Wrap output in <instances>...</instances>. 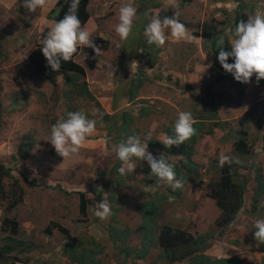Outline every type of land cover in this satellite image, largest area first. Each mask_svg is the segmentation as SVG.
I'll list each match as a JSON object with an SVG mask.
<instances>
[{
	"label": "rangeland",
	"instance_id": "374dc122",
	"mask_svg": "<svg viewBox=\"0 0 264 264\" xmlns=\"http://www.w3.org/2000/svg\"><path fill=\"white\" fill-rule=\"evenodd\" d=\"M55 1L49 0L45 8H38L33 13L22 6V0H0V43L5 34L26 30L27 39L31 41L30 49L42 46L39 43V28L44 20L53 21L48 12ZM89 1L90 17L84 27L92 32L94 43L97 38L106 40V48L101 49L99 55L93 50L87 55L81 49L75 56L76 62L84 69L81 81H84L92 99L69 92L62 74L56 75V83L53 85L44 79L38 69L30 75H23L24 70H19L18 75L0 60V162L10 166L14 176L27 178V181H23L19 177L23 199L8 213L18 221L20 237L30 242L29 252H22L19 257L28 258L25 264H62L64 259L60 247L67 239L72 237L76 243L92 237L95 239V247L92 244L86 246L101 248L100 252L95 253V264H148L157 255V247L150 245L143 258H135L133 254L123 257V253L118 250L119 242L115 247L108 238L107 228L111 231L110 226H113L121 233L127 231L125 245L131 249L138 248L141 245L140 233L134 232V229L142 222L139 206L156 192L160 202H163L162 211L156 216V226L172 225L192 234L212 235L207 253L217 256L237 254L240 264H259L264 254V243L254 238V223L258 219L264 220V192L257 199L255 210L250 211L247 200L236 213L233 222L222 232L214 223L219 211L206 194L210 188L209 182L216 177L215 169L221 154L236 161L237 172L245 178L247 173L253 176L254 166H264V153L249 158L235 156L220 139L222 131L217 128L211 135H205L196 142L191 155L192 161L198 164L200 183H184L182 188L175 190L166 187L165 182L159 181L155 185L154 182L147 183L145 180L150 176L145 174L147 170L144 171L149 166L147 161L133 158L136 168L132 173L121 175L124 182L112 187L109 201L106 193L103 191L101 195L99 191L98 168L103 155L110 154L105 146L106 135L99 112L111 111L115 78L119 77L115 74L121 70L124 78L122 91L125 94L118 99V107L126 104V89L130 78L145 75L152 80L138 88L135 97V107L138 100L150 104L148 114L135 119L142 141L149 133L150 139H162L164 126L174 124L180 111L194 115L198 110L211 111L214 105L216 116L232 123L230 126L233 129L239 126L238 117L250 108L251 115L245 125L248 128V141L253 142L260 121L264 119V85H257L253 76L251 82L239 85V96L231 79H217L222 71L215 65L207 44L191 33L203 21H223L218 28H225L229 16L240 6L246 19L257 11L264 12V0H191L180 9L175 7L179 20L187 24L186 37L174 42L170 31L166 30L168 40L163 47H159L155 54L156 62L152 65L148 64L149 57L142 51V47H149V44L143 45L146 40L142 41L136 46L129 63H119L120 69L116 65L124 40H120L114 26L118 23L119 6L129 0ZM157 1L161 8L170 7L169 0ZM131 3L137 8V17L139 0H131ZM157 9L150 8L146 25L156 15ZM146 25L142 27L140 38H145L143 31ZM134 27L133 23L132 31ZM46 32L47 29L44 34ZM226 32L224 37L228 42L231 31L226 29ZM149 50L151 53L155 51L152 48ZM229 75L234 78L231 73ZM205 88L214 96L203 98ZM67 111H84L90 119L97 118L100 123H96L95 134L86 140L79 153L63 160L46 139L50 135L51 125ZM228 132L227 141L230 143L233 132ZM26 133L31 142L29 156L26 159L16 158L14 163L16 147ZM148 151L153 156L158 154L149 145ZM120 166L126 167L123 164ZM106 173L107 170H104L103 174ZM10 182L11 179L3 177L6 190L10 189ZM249 185L252 186L253 182ZM79 190L83 191L86 201L85 215H81L78 209ZM101 200H107L110 204L112 218L109 216L101 220L94 215L95 206ZM6 201L0 199V223L5 214L3 207ZM55 223L67 229V236L62 235ZM46 227L50 229L49 233L44 231ZM3 235L0 229V238ZM234 239L237 245L230 243Z\"/></svg>",
	"mask_w": 264,
	"mask_h": 264
},
{
	"label": "trees",
	"instance_id": "16d2710c",
	"mask_svg": "<svg viewBox=\"0 0 264 264\" xmlns=\"http://www.w3.org/2000/svg\"><path fill=\"white\" fill-rule=\"evenodd\" d=\"M190 0H178V9L182 8L183 5ZM89 0H80L78 8V17L81 20L82 26L85 21L90 16ZM70 4V0H56L53 7L48 12L49 17L53 20H59L63 18L64 14L67 12ZM139 9V15L134 20V29L132 34L127 40H124V45L119 49V59L117 67L119 68V63L123 64L131 60L132 53L135 54L136 46L140 45V42L145 41V38H140L142 27L147 23L150 14V8H158L156 14L158 13L161 18L164 16H173L175 10L173 7H163L161 8L157 0H139L137 6ZM240 20H246L245 13L243 12L242 6L239 9H235L232 14L227 19L228 25L224 28H218V25L223 24V21H203L198 25L196 30L191 34L193 36L200 37L204 43L207 44L212 59L217 67L222 71L217 79H231L233 81L232 86L235 88L237 94L241 95V89L239 85L242 82L236 81L226 72L221 64L219 63L217 56L219 53V47L221 46V41L224 42V50L230 51V44L224 37L226 29L231 31L234 29L237 22ZM181 21V20H180ZM182 22V21H181ZM185 26V22H182ZM138 27V28H137ZM231 33V32H230ZM147 42H144L145 45ZM95 44L100 48H106V40L102 38H97ZM150 48L154 49L153 53L150 52ZM84 50L88 55L92 53V48L81 47L78 48ZM145 55L149 57L148 64L152 65L156 62L155 53L159 51V47L155 45H149V47H142ZM75 54V55H76ZM74 55V56H75ZM154 55V56H153ZM41 66L43 69V74L45 79L51 84L55 85L56 75L62 72V79L64 84L67 86L69 92L75 93L77 95H86L89 99H92L91 93L86 89L84 81L81 79L84 76V69L81 64L72 60L67 62H61V67L59 72H53L50 66L47 65V61L43 56L42 52H39ZM73 56V57H74ZM229 63L232 62V58H229ZM120 69V68H119ZM140 72V70H137ZM119 77L115 78V92L117 97H121L125 94L122 79V71H116L115 75ZM156 77V76H154ZM152 81L151 78L147 76H136L129 80L128 88L126 89V100L130 103L129 107L135 106V96L137 88L143 85L145 82ZM258 85L264 84V79H261ZM213 97L214 94H209V89L205 88L202 95L203 98ZM204 101V99H203ZM137 103L141 105L138 106L137 115L144 116L148 113L150 108L149 104H143L142 100H138ZM98 105L97 102H95ZM125 108L123 110H118L115 108L111 113L105 114L100 112L101 121H103V128L105 130V146L108 148L110 154L103 155L102 161L100 162V167L98 168V178H99V191L101 195L105 192L107 199L110 201L112 197V187L117 184H122L124 182L123 177L117 171L118 167H121V161H119L112 151L113 145L119 144L121 141L125 140L128 135H138L139 130L134 126L136 116H133L131 110ZM215 106L211 107V111L198 110L196 114L192 115L196 123L193 127L196 129V134L191 137V139L185 141L179 147L172 146L171 148H166L160 141L151 138L147 143L150 147H154L158 152L157 156L163 155L170 162H174L175 172L177 179H182L184 183L197 184L201 182V174L198 170V164L192 161L191 155L194 152V146L196 142L203 137L212 133L213 128L225 129L228 123L225 120H220L215 115ZM249 112H245L244 115L239 117V120H243L245 116H248ZM95 120V119H94ZM98 122L97 118L95 120ZM261 132H259L256 142L259 144H264V122ZM173 125L164 126L163 132L165 135H172ZM236 130V138L233 141V149L236 153L246 156L249 155L251 144L246 143L247 131L243 126H240ZM30 136L26 133L23 134L21 138L22 141L18 143L14 163L17 159H26L29 156V148L31 142L29 140ZM235 161L232 163H226L223 167L219 166V161L216 165V177L209 182V190L207 191V196L213 200L214 205L218 209L217 217L214 223L218 230L222 232L230 222H233L235 214L241 208V206L249 200L250 211L255 210L256 201L263 193V175L261 173L260 166H257L254 171L253 181L255 182V187L249 185V178L246 176L244 178L237 172ZM12 168L4 163L0 162V199H6V204L3 207V212L5 213L1 219L0 229L4 235L0 238V264H25L28 260L27 257L21 259L19 255L22 252H27L31 248L30 242L28 240H23L20 236V228L18 221L13 215L8 213L22 201V189L20 186V179L27 181L25 176L16 177L12 173ZM107 170V175L103 174V171ZM147 170V171H146ZM144 171L145 174H149V178H146L145 182H154V185L159 182L158 178L151 174L150 166ZM108 176V177H107ZM3 177L11 179L9 184L10 189L6 190L3 184ZM107 178V179H106ZM163 182V181H160ZM183 183V184H184ZM169 189L173 190L168 184ZM104 191V192H103ZM78 194V209L81 215L86 214V201L83 191L79 190ZM159 196L156 192H153V196L148 198L144 203L139 206V211L141 212L142 222L139 226L134 229V232L140 233V243L138 248H129L125 245V238L127 231L121 233L116 230L113 226H110L111 231L107 228L108 238L114 243L118 244V250L123 253V257L133 254L135 258H143L148 253V248L150 245L157 247L158 252L154 259H152L148 264H240L237 255L229 256H210L204 253L205 248L209 245L210 235L207 234H192L184 229L177 228L172 225L161 224L156 226L157 220L156 216L162 211L163 202L158 199ZM169 198V196H167ZM116 210V209H115ZM110 217H113V210L111 211ZM62 233L63 236H67L68 231L66 228L54 224ZM44 231L49 233L50 229L48 227L44 228ZM122 243L121 246H119ZM232 244H238L237 240H230ZM92 244L95 247V239L88 238L85 240H79L75 243L74 239L70 237L67 239L60 247L61 256L65 257V262L63 264H95L94 256L96 252H100L101 248H90L86 246ZM43 264V263H42ZM136 264V263H133ZM259 264H264V254L261 257Z\"/></svg>",
	"mask_w": 264,
	"mask_h": 264
},
{
	"label": "clouds",
	"instance_id": "9594fccd",
	"mask_svg": "<svg viewBox=\"0 0 264 264\" xmlns=\"http://www.w3.org/2000/svg\"><path fill=\"white\" fill-rule=\"evenodd\" d=\"M189 2H191V0ZM48 4L49 0H22V6L29 12L33 13L36 12L38 8H45ZM79 4L80 0H70L68 10L64 14L63 18L59 20H53L52 22L47 20L42 22L39 28V43L42 45L40 46L41 48L36 46L35 48L30 49L31 41L27 39L28 34L25 33L26 30H23V32L20 33L9 32V34L2 36V42L0 43V60L2 64L15 70L17 74L19 73V70H24L23 75H30L35 69H38V72L44 77L39 56L40 51L45 57L47 65L50 66L53 72H59L62 61L67 62L72 60V58L74 61H76L75 56L81 50L79 49L78 53L76 54L78 48H92L93 51L99 55L101 49L93 42L92 32L89 29H86L84 25L82 26L81 20L77 15ZM169 5L173 8L178 7V0H169ZM136 14L137 8L133 6L131 0L126 3H122L119 6L118 23L114 26V31L120 40H127L131 35ZM45 29H47L46 34H44ZM166 30L170 31V36L174 42L183 40L187 35V29L185 25L179 20L178 14H174L173 16H164L161 18L157 13L155 16L150 18L149 23L146 25L143 31V36L145 37L147 44L155 45L156 47H163L168 40V36L165 34ZM230 35L231 38L228 40L230 44V51L224 50L223 45L225 41H221V46L219 47V53L217 56L219 63L226 72H229L233 75L236 81L249 83L251 82L252 77L255 76L256 82L259 83L261 79H264V12L257 11L253 15L248 16L246 21L240 20L237 22L234 29L231 30ZM229 58H232L233 62L229 63ZM57 74H62V72ZM121 97H117V95L114 94L110 106L111 111L106 112L104 110H100V112L109 114L115 110V108L120 111L128 108L130 103L127 102L126 99V104L118 107L117 101ZM140 105L141 104L138 103L137 106ZM136 107L132 106L128 109L131 110L133 116L137 117L138 107ZM132 108L135 110L133 111ZM245 112H249V115L245 116L243 120H239V117L244 115ZM241 115L238 117V127L243 126V128H245L247 131L246 143L248 145L251 144L249 155L242 156L234 151L233 141L236 138V130H238V127L233 129L231 127L233 124L229 123L227 120L225 121L228 123V126H226L225 129L218 128V130L221 129L222 131L219 135L220 139L230 147L235 156L240 158H249L251 155H253L256 157L259 153H264V144H259L258 141L256 142L258 134L263 128L262 124L264 119L260 121L256 139L253 142H249L248 128L245 123L248 117L251 115V109L249 108L248 110H245ZM96 123L97 122L93 119H90L84 111H67L64 115H61L54 124L51 125L50 135L46 140L50 142L56 153L62 156L64 160L65 158H69L79 153V150L84 146L86 140L95 134ZM101 123H103V121ZM195 123L196 121L190 112L180 111L174 124H171L173 125L172 135H165V132L162 130V134H164L162 139H152L160 141L166 148H171L172 146L179 147L181 144L191 139V137L196 134V129L193 127ZM134 126H136L135 122ZM215 129L217 128L212 129V133ZM228 131L233 132L230 143L227 141V134L229 133ZM137 134H139V136L135 134L128 135L125 140L121 141L117 145H113L112 151L115 153L117 159L121 161L123 165H126V167H118L117 171L121 175L129 172L132 173L136 168V164L132 162L133 158L138 160H146L150 166L151 174L156 176L159 181L167 183L173 190L182 188L184 182L182 179H177L174 162H170L169 159L161 154L157 158L148 151L147 141L151 140V133H149L143 141L140 138L141 133L138 132ZM232 162L233 160L228 155L221 154L219 156L220 167H223L226 163ZM239 166L245 168L244 165ZM257 166H254V171ZM263 167L264 166L260 165L264 184V174L262 172ZM246 175L250 179L248 182H253L252 187H255L253 176H250L248 173ZM94 215L101 220L107 219L111 215V207L107 200H101L96 204ZM254 228V238L264 243V220H256L254 223ZM210 236L211 237L209 241L212 239V235ZM207 248H205L204 253L210 256H229L211 255L206 252Z\"/></svg>",
	"mask_w": 264,
	"mask_h": 264
},
{
	"label": "crops",
	"instance_id": "0c3cea01",
	"mask_svg": "<svg viewBox=\"0 0 264 264\" xmlns=\"http://www.w3.org/2000/svg\"><path fill=\"white\" fill-rule=\"evenodd\" d=\"M29 250H30V249H29ZM27 252H29V251H27ZM62 257H63V259H64V261H65V257H64V256H62ZM64 261H63V263H64ZM63 263H62V264H63Z\"/></svg>",
	"mask_w": 264,
	"mask_h": 264
}]
</instances>
